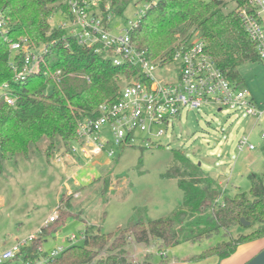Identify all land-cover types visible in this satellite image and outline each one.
Listing matches in <instances>:
<instances>
[{"label":"trees","instance_id":"obj_1","mask_svg":"<svg viewBox=\"0 0 264 264\" xmlns=\"http://www.w3.org/2000/svg\"><path fill=\"white\" fill-rule=\"evenodd\" d=\"M113 1L116 13L122 14L126 2ZM235 1L237 9L225 12L222 0H160L140 18L131 32V41L138 49L145 50L150 60L168 62L177 38L199 31L207 52L223 74L244 87L239 67L259 58L238 13L241 7L250 11L252 0ZM0 11L7 20L12 40L24 37L32 47L45 45L47 50L35 70L16 80L8 43L0 39V86L7 83V95L15 99L14 105H9L0 96L2 173L7 159H14L17 154L27 156L31 147L36 149L45 140L47 156L59 147L67 150L77 135L79 122L85 117H96L101 104L116 102L121 77H139L140 69L128 64L114 65L104 51L82 46L64 30L52 27L50 19L56 12L68 15L62 0H0ZM14 60L20 68L22 54L14 55ZM173 159L175 166L170 176L177 179L183 199L170 216L156 219L139 216L115 233L86 227L83 243L68 246L49 264H152L149 254L142 262L125 259L123 253L130 236L145 244L157 239L166 248L221 238L192 256V260L210 256L224 259L240 244L264 237V173H250L249 191L235 187L232 195L181 151L175 150ZM108 180H105L106 188ZM70 197L60 198L59 216L51 224L40 227L30 250L42 245L57 230V222H62L68 214L60 210L63 204L68 206ZM241 218L250 222L247 227H255L248 233L233 236V228H243ZM104 247L117 252L94 261L98 249Z\"/></svg>","mask_w":264,"mask_h":264},{"label":"rangeland","instance_id":"obj_2","mask_svg":"<svg viewBox=\"0 0 264 264\" xmlns=\"http://www.w3.org/2000/svg\"><path fill=\"white\" fill-rule=\"evenodd\" d=\"M222 1L225 12L237 9L235 0ZM124 2L125 10L114 17L111 26L116 33L136 24L147 5V0ZM63 22H67V18L60 12L50 19L55 28ZM239 71L244 87L263 110L259 124L253 117L229 109L217 111L201 107L183 110L180 118L174 120V126L161 137L152 139L148 146L140 139L130 145L108 144L107 148L114 150L111 158L90 159L88 155L73 153L75 159L65 155L59 161L56 154L63 148L59 147L47 156L48 141L45 140L38 148L31 147L27 156L17 154L14 159H7L0 173V252L15 250L19 241L51 224L49 217L64 195L71 197L68 206L63 204L60 212L64 210L68 214L62 222H57V230L47 236L42 244L44 250L60 243L69 245L67 237L71 234L79 236L85 226L102 233H115L139 216L151 219L170 216L183 199L177 179L170 176L175 166V150L181 151L191 162L200 163L203 171L218 176L215 179L221 180L224 189L229 188V194H234L236 186L248 192L249 174L264 173V65L260 60L245 62ZM145 136L139 135L140 138ZM243 136L254 145L253 150L237 147ZM106 179H109L107 188ZM242 227L233 228V236L248 233L255 226ZM53 236L58 237L57 242ZM220 239L214 237L202 243L184 242L167 247V255L197 253ZM259 240L252 252L234 264H244L257 254L264 247V237ZM82 243L79 240L77 244ZM165 248L160 240L152 239L145 244L130 236L123 255L128 261L142 262L149 254L154 262L161 259ZM116 252L99 248L94 261Z\"/></svg>","mask_w":264,"mask_h":264},{"label":"built area","instance_id":"obj_3","mask_svg":"<svg viewBox=\"0 0 264 264\" xmlns=\"http://www.w3.org/2000/svg\"><path fill=\"white\" fill-rule=\"evenodd\" d=\"M160 0H147V5L139 19L129 30L116 33L111 30L116 4L113 0H62L67 7V22L59 28L76 38L78 44L104 51L114 65L128 64L140 69L139 77H121L119 97L113 104H101L96 117H85L78 125L77 135L67 150L57 155L75 159L73 153L88 155L90 159L114 154L108 144L130 145L140 141L148 146L152 139L164 135L174 126L183 110L201 107L215 108L217 111L229 109L246 114L261 122L263 110L255 103L250 91L229 80L215 60L206 50V42L199 31L188 37H178L174 44L171 60H150L147 52L138 49L131 41V32L138 26L140 18L147 9ZM251 10L241 7L238 13L248 37L255 44L259 60L264 65V0H252ZM0 39L8 43L11 55L10 65L16 72L15 79H23L36 69L45 53L46 46L32 47L26 38L12 40L9 36L7 20L0 11ZM22 54L23 62L19 68L14 55ZM9 85L0 86V96L7 104L14 105L15 99L8 96ZM160 127L159 129H155ZM146 135L140 138L139 135ZM264 137V132L262 133ZM239 149H254L248 137L238 140ZM59 216L58 207L49 217L53 222ZM87 226H85L86 228ZM84 228V232H85ZM71 234L67 237L69 245L56 244L49 250L42 245L30 250L37 233L19 241L14 249L0 252V264H49L58 258L70 245L83 241L85 234ZM54 241H58L56 237Z\"/></svg>","mask_w":264,"mask_h":264},{"label":"crops","instance_id":"obj_4","mask_svg":"<svg viewBox=\"0 0 264 264\" xmlns=\"http://www.w3.org/2000/svg\"><path fill=\"white\" fill-rule=\"evenodd\" d=\"M212 177L213 178H218V176L217 177L216 176H212ZM217 182L222 187L221 180H217ZM224 190L228 191L229 188L224 189ZM56 237L57 236H53V240ZM259 241L260 240L258 239V240H254V241H251V242L240 244L237 247L236 251L232 255H230L229 257H226L224 259H220L217 256H210V257H207V258H204V259H201V260H192L191 259L192 256H194L195 254H199L203 250H201L200 252H197V253L189 254V255H187L185 253L184 255H181V256L173 255V256L169 257L167 255L168 254L167 253V248H165L161 252L162 253L161 259L154 260V262L153 261H151V262H152V264H234L240 258H242L243 256H246V254H249L250 252H252L255 249V247L257 246Z\"/></svg>","mask_w":264,"mask_h":264},{"label":"water","instance_id":"obj_5","mask_svg":"<svg viewBox=\"0 0 264 264\" xmlns=\"http://www.w3.org/2000/svg\"><path fill=\"white\" fill-rule=\"evenodd\" d=\"M198 165H200V163H198ZM240 221L241 224L245 227L250 224V222L245 220L244 218H241ZM244 264H264V247Z\"/></svg>","mask_w":264,"mask_h":264}]
</instances>
